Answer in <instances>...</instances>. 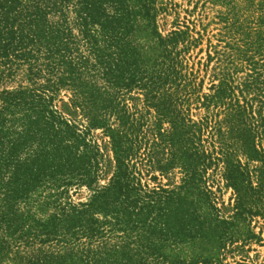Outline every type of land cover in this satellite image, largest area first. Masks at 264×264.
Instances as JSON below:
<instances>
[{
	"label": "trees",
	"instance_id": "trees-1",
	"mask_svg": "<svg viewBox=\"0 0 264 264\" xmlns=\"http://www.w3.org/2000/svg\"><path fill=\"white\" fill-rule=\"evenodd\" d=\"M157 12L154 0H0V80L21 66L32 78L45 80L36 88L2 92L0 146L7 138L4 111L21 114L18 120L24 130L10 146L0 147V168L1 160L7 164L24 148L31 151L26 161L15 160L21 173L8 184L6 204L11 206L30 185L63 189V193L69 186L91 187L99 178L108 179L94 189L89 201L62 208V213L43 224L45 240H39L35 232L32 239L16 238L30 247L37 240L67 244L64 236L70 234L86 239L82 248L37 247L29 252L27 264H223L218 250L242 237L258 238L248 229L237 232L235 227L239 222L247 226L256 215L264 216V164L248 169L250 162L264 161V146L256 142V136L264 134V90L251 98L242 90V101L230 98L222 85H214L212 94L199 95L195 80L183 72L176 50L178 31L162 37L155 30L163 58L149 68L142 66L130 41L132 29L139 16L155 22ZM63 87L72 96L68 102L63 100L68 110L58 111L52 103ZM134 88L142 91L147 111L155 118L152 124L145 122L137 106L125 102L123 97ZM201 98L205 105L223 107L225 117L208 115L200 125L192 121L190 104ZM78 112L87 125L76 122ZM93 128H104L110 148L87 142ZM201 128L239 130L247 162L230 160L233 147L224 138L220 149L207 154L198 143ZM159 153L162 158H157ZM144 161L153 168L156 165L162 174L181 168L180 183L170 189L141 187L136 170ZM220 161L227 164L222 177L236 195L229 216L215 206L212 191L204 184L207 169ZM252 172L259 180L255 186L250 185ZM203 207L210 215L202 213ZM95 213L104 219L94 217ZM8 214L1 220L10 222ZM110 238L119 241L111 243ZM198 238L212 241L217 253L184 261L162 252L165 242L180 244Z\"/></svg>",
	"mask_w": 264,
	"mask_h": 264
},
{
	"label": "rangeland",
	"instance_id": "rangeland-1",
	"mask_svg": "<svg viewBox=\"0 0 264 264\" xmlns=\"http://www.w3.org/2000/svg\"><path fill=\"white\" fill-rule=\"evenodd\" d=\"M154 6L158 9L155 15V22L139 16L134 24L131 33V44L135 47L137 58L142 66L149 68L154 62L163 58V48L159 45L155 30L162 37H166L172 31L180 33V41L176 45V50L180 52V59L183 70L189 77L195 80L199 95L212 94L215 91L214 85H222L227 89V94L234 100L238 97L242 101V90H246L243 95L251 98L259 90H264V0H154ZM52 17V16H51ZM181 39H186L184 42ZM44 79H34L29 74L26 66L19 67L10 77L4 76L0 80V105L1 96L4 90H15L19 88L32 89L38 84H43ZM216 87V86H215ZM264 91H262L263 93ZM72 96L69 88H61L57 92V97L52 103V108L58 111H67V104ZM128 106H137L144 113V120L152 124L155 120L154 115L148 113V107L143 102L142 91L134 88L132 92L123 97ZM229 98V100H230ZM203 98L195 100L190 104L188 117L200 125V121L208 115H216V118L225 117L223 107L215 106L211 103L205 105ZM257 99L254 101V111L257 113ZM153 113V110L150 109ZM70 118L68 114L62 113ZM3 118L7 119L5 132L7 138L4 145L10 146L18 135H23L24 130L21 121V114L18 112L9 113L4 111ZM78 124L87 125V119L81 112L74 116ZM19 119V120H18ZM204 122V121H202ZM168 126V124H164ZM84 129L82 126H80ZM167 129V128H164ZM169 129V128H168ZM211 128H201L197 134L201 138L198 142L201 148L206 149V153L214 149H220L222 138L229 142L232 148L230 160L234 162H247L246 155L241 151V137L237 135L239 130L231 131L228 128H222L212 131ZM110 138L105 134L104 128H93L87 134V142L97 143L101 149L110 148L108 140ZM256 142L264 146V134L256 136ZM32 144L33 148L36 144ZM19 151L12 162L1 160L0 168V264H27L29 252L37 250V247L46 249H67L77 250L82 248L85 238H77L67 234L64 236L68 241L75 239L76 243H60L46 241L40 243L39 240H45L47 236L43 234V224L54 219L55 215L62 213V208L69 210L73 205L89 201L94 189L105 185L108 181L106 177L99 178L91 187L86 184L69 186L61 193L63 189H51L46 185L29 186V189L20 197L16 198L8 206L6 204V193L8 192L11 180L21 173L17 170L15 160L26 161L31 154L25 150ZM2 153V151H1ZM220 154V153H218ZM216 155V153H215ZM158 154L157 158H162ZM223 161L219 165L213 164L207 169L204 184L212 191L210 198L215 206L221 210L225 216L233 212L235 203V191L232 186H227L222 177L223 169L226 167ZM264 161L250 162L248 169L250 171L255 166H261ZM136 176L139 179L141 187L147 189L159 190V185L165 189H170L179 184L183 175L182 169L175 167L170 172L162 174L159 169L152 167L147 161L137 164ZM110 177V176H108ZM156 177V178H155ZM257 175L252 172L250 185L258 184ZM264 191H262V194ZM204 215H210V210L206 207L201 209ZM9 212L10 222L2 221L1 216ZM94 217L104 219L101 213H95ZM245 226L241 222L235 227L237 232L244 228L255 234V237H249L246 240L237 239L233 244H228L223 250L209 239L198 238L180 244L165 242L162 249L166 256L179 260L189 261L198 256H209L216 254L218 250V259L223 263H236L246 261L248 263L260 264L264 262V216L256 215L249 220ZM59 228L60 225H59ZM62 230L60 229L59 232ZM35 232L39 235V240L29 245L23 241H16L19 235L32 239ZM236 236H239L237 234ZM246 236H250L248 233ZM111 243L119 241V238H110ZM58 243V244H57ZM64 246V249H61ZM29 248V251L28 249ZM52 252V251H50ZM211 264H219L212 262Z\"/></svg>",
	"mask_w": 264,
	"mask_h": 264
}]
</instances>
